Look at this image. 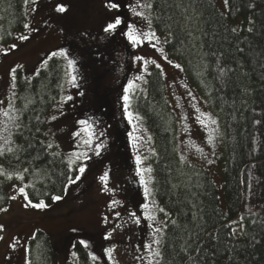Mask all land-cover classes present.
<instances>
[{"label":"trees","instance_id":"obj_1","mask_svg":"<svg viewBox=\"0 0 264 264\" xmlns=\"http://www.w3.org/2000/svg\"><path fill=\"white\" fill-rule=\"evenodd\" d=\"M155 4L150 15L157 34L169 41L164 42L166 55L181 65L185 81L206 100L218 120L225 202L221 208L215 183L206 170L181 160L165 82L153 66L146 91L135 96L132 108L142 117L155 150L149 158L154 170L153 197L171 214L166 217L169 226L162 237L160 264H264V0H228L224 13L213 0H155ZM27 8L24 0H0L2 43L13 42L15 35L24 32ZM249 27L254 29L252 33L247 31ZM66 69L59 57L47 60L38 69L40 76L26 77L18 69L16 105L22 122L33 132L38 126L41 133H47L48 115L65 88ZM25 97L35 103L25 108ZM37 115L43 123H37ZM31 135L24 132V136ZM37 136L49 142L48 136ZM13 139L16 144L26 143L19 135ZM30 158L24 157L25 161ZM0 161L9 171L32 167L27 162L19 166L10 163L11 155ZM38 168L42 171L26 175L28 184L35 185L27 192L33 200L45 199L50 204V196L65 194L67 176L75 173L68 171L62 154L47 156ZM0 197V206L6 205L7 193L2 186ZM173 219L180 228L171 225ZM233 228L237 229L235 236L230 235ZM79 241L73 243L77 262L67 264H98ZM28 258L31 264H55L48 234L35 231L28 241Z\"/></svg>","mask_w":264,"mask_h":264},{"label":"rangeland","instance_id":"obj_2","mask_svg":"<svg viewBox=\"0 0 264 264\" xmlns=\"http://www.w3.org/2000/svg\"><path fill=\"white\" fill-rule=\"evenodd\" d=\"M213 1L221 12L224 13L226 11L224 0ZM45 2L46 0H36L35 4L31 2L28 4L27 24L32 29H36V31H30L25 28L24 32L15 35L13 42L4 44L0 40V100L5 102L0 107H6L8 98L12 95L9 75L11 68L22 65V68H19V70L24 76L28 77L34 75L38 69L45 65L43 62L48 60L50 53L56 52L61 48L68 49L70 57H74L79 62V88H75L67 83L68 77L66 76L65 88L61 98L48 115L47 128V133H50L48 135V141L53 144V151L59 152L68 160L69 155L88 151L83 146L82 138L73 139V133L80 128V125L77 124L78 120L88 119L90 117L95 120L100 118L103 122H97V131H105L107 127L113 126L111 116H104V119H102L101 116L96 114L93 108L104 111L106 104L98 99V92L102 86L113 78L116 81L120 80L122 71L119 68L114 70V72L112 71L114 65L109 61V53L101 52L97 47L90 50H85V48L80 50L77 47L79 43L76 41L77 35H81L82 33H89L87 36L89 41L100 42L103 39L101 38L103 37L101 25L105 18L104 13H106V9L104 4L106 0H89V17L83 18L82 15H79V22L76 24L71 23V11H67L64 14L57 13L55 11V4L48 5ZM71 2L72 0H68V5L73 7ZM134 2L132 1V3ZM32 8H35L36 11H31ZM128 14L131 15L130 13ZM146 14H150V10ZM138 26L143 25L138 24ZM21 35H27L29 39L22 41L19 39ZM157 35L160 37L157 49H152L147 45L135 48L128 43L126 44V47L133 57V78H128L123 82L120 93H116L119 100H116L117 103L115 102L114 105H111L113 108H117L119 105V115L124 128L121 140L124 143L123 149L129 151L130 157L129 162L127 161V173L131 177L132 186L136 189L137 194L134 196V194L129 193L127 188H122L119 185V181L117 180V172L119 170L115 172L111 171L113 163L116 162V157L111 158L112 160L110 161L103 156V153L100 156H95L91 151L88 154L92 156V159L88 161L89 167L81 180L76 184H68L63 199L55 203H50V207L46 210L25 209L23 207L25 201L16 191V188L22 187L24 183L28 184V179L20 182L15 179L7 180L5 177L0 176V187L2 186L6 191L7 198L12 195L17 196L16 200L7 199L8 202L6 205L0 206V208L8 209L7 211H0V225L4 226V231L0 232V264H31L28 258V241L36 230H41L50 236L55 264H67L70 261L77 262V254L73 247L76 239H83L89 242L87 249L89 253L95 254L98 257L96 260L98 264H148L151 254L147 251H137L136 247L139 244L142 248L143 243L147 239L150 231L147 227L148 222L142 220L141 225L137 227L128 220V212L137 211V214H140L139 205L143 201V188L135 176V151L131 148L127 136V132L132 129L124 118L121 100L123 89L128 81L134 80L137 76H143L147 81L148 75L154 66L148 64L147 70L145 71L143 62L135 59L137 56L144 57L145 59H156L157 63H161L164 69L162 76L165 82L167 101L176 121V145L178 152L191 165L199 166L211 175L217 189L219 206L224 208L225 202L222 191L224 159L220 145L218 120L210 111L206 100L198 95L185 81L182 70L173 66L178 63L166 55L164 51L165 39L163 35ZM121 38L125 43L124 38ZM12 44L17 45L16 50L11 49ZM57 46H59L58 49H56ZM161 48L163 52L158 51ZM5 52H7V55L4 54ZM164 55L173 64L170 65L167 61H163L161 57ZM61 59L67 68V62L63 58ZM84 62L87 63V66ZM136 84L135 96H138L140 93H145L147 83L145 84L144 81H136ZM184 85H187V88ZM189 91L195 97L194 100L187 95ZM79 92H83L84 95L80 96L78 94ZM69 95L73 99L61 105L60 101ZM79 97L81 99L76 100ZM177 97L180 98V108L176 107ZM13 103L17 108L16 99ZM192 104L200 108L201 112L209 114L217 123L213 125L205 118L206 123H208V128L201 129L195 123L194 118L197 113L191 107ZM104 105L105 107L99 108ZM75 112L76 115L67 118V115ZM53 115L57 116L55 121L51 120V116ZM182 115L188 116V120H182ZM2 120L3 117L0 116V121ZM136 123L137 131L135 134L143 137L141 141L143 144L141 153L148 156L146 163L150 164V149H153L152 139L150 141L147 140L150 134L144 121L141 119L136 121ZM185 125L187 126L185 127ZM212 129L217 130L215 133L217 139L214 146L207 143V134ZM56 145H59V147L57 148ZM197 148H203V152L198 151ZM0 164H2L1 161ZM15 171L19 170H8L9 173ZM105 172L109 173L107 183L108 191H102L104 185L99 179ZM150 175L152 176V173ZM150 186L152 187V180L150 181ZM127 196H133L129 201L130 204L124 203V199ZM152 199L155 201L154 197ZM113 200L120 201V204L113 205L114 210L121 213L119 219L115 218L114 212L110 211L108 207L109 203ZM155 203L158 205L156 201ZM66 211H71L74 216V226L72 228L61 225L64 221V213ZM155 214L158 221L166 220L163 213L156 211ZM105 216L109 218L107 224L104 222ZM116 224H120L121 227L117 228L115 232H112L110 239H105V234L111 232L113 226ZM160 226L163 227V225ZM112 246H115V250L112 253V259L109 260L103 250ZM138 256H143L144 259H136ZM153 264H155V261H153Z\"/></svg>","mask_w":264,"mask_h":264},{"label":"snow or ice","instance_id":"obj_3","mask_svg":"<svg viewBox=\"0 0 264 264\" xmlns=\"http://www.w3.org/2000/svg\"><path fill=\"white\" fill-rule=\"evenodd\" d=\"M25 4H32L36 3V0H24ZM225 7H228V0H224ZM104 7L106 9V15L104 21L101 25V32L103 33V37H114L119 35L124 38V40L132 47L140 48L145 45L151 47L152 49H157V44L160 42V37L157 35V32L153 28V19L150 14H146L148 10H155L156 4L155 0H135V3H132L131 0H126L125 3H122V0H106ZM179 7V5H177ZM250 7H254V5H250ZM31 11H36L35 8H32ZM55 11L60 14H64L68 11L67 7L62 3H57L55 6ZM130 13L131 15H129ZM138 18V19H137ZM186 19H191L190 17H186ZM250 24H254V21L251 19L249 20ZM143 25V26H138ZM25 28L29 29L30 31H36V29H32L30 25L25 24ZM146 29V30H145ZM233 32L236 29H232ZM249 33H252L254 29L249 27L247 29ZM82 36H88L89 33H82ZM171 35V32L169 33ZM189 36H192V32H188ZM22 41H27L29 37L27 35H21L19 37ZM166 43L169 41L166 39ZM12 50L17 49L16 44L11 45ZM239 51L243 52V49H238ZM158 51L163 52V49H158ZM7 55V52L4 53ZM213 55H215L213 53ZM61 57L67 62V69L65 75L68 77L67 83L71 84L75 88H79V79H80V69H79V62L74 58L70 57L68 49L61 48L56 52H52L48 56V60H51L54 57ZM137 61H142L145 71L147 70V65L152 64L155 68L159 69L161 75L164 74V69L161 66V63H157L156 59H145L144 57L137 56L135 57ZM161 59L163 61H167L168 64H173V62L168 59L166 55L162 56ZM47 64V60L43 62ZM176 68H181L180 64L173 65ZM219 67V65H218ZM22 68V65H17L16 67L11 68L10 70V79L11 84L10 87L12 89V95L8 98V103L6 107H0V116L3 117V120L0 121V158H5L11 155L12 163L13 161L19 166V164H23L27 162L32 167H24L19 171H15L9 173L8 170L4 167L3 164H0V176L5 177L7 180H18L20 182H24L26 180V175L30 171H42L38 168V163H43L44 159L47 156L51 155L53 158L60 157V153L56 151H52L51 153L48 152L49 149L53 148V144L51 142L45 143V140L39 139L37 134H41L44 136H48L50 133H41L40 127H35L33 132V128L29 127L28 125L24 124L21 120V110L15 107L13 101L17 99L16 94V87H17V80H18V69ZM221 74H223V69H220ZM34 75L40 76L39 70H37ZM27 79V78H26ZM136 81H144L146 84L147 81L144 79L143 76H137L134 80H129L127 85L123 89V95L121 97L122 100V108H123V115L124 118L127 120L129 126H131V131L127 132V136L129 139V143L131 148L135 151V176L138 178L139 184L143 188V201L139 205L140 214H137V211H130L128 212V220L135 224L137 227L141 225L142 220L148 222L147 227L150 229L147 239L143 243V247L141 245H137V251H147L151 254L148 264H160V260L162 259L163 253L160 250L162 246V237L166 234V229L169 226L168 220L158 221L157 216L155 214L156 211L163 213L165 217H170V213L166 212L164 208L159 207L155 201L152 199L154 195L153 188L150 186V181L152 180V176L150 175L153 173V168L151 164L146 163L148 160V156L143 155L141 153V148L143 144L141 143L143 137L137 136L135 133L137 131V123L142 119L139 116L138 112H134L132 110L133 101L135 99V92L137 89ZM187 88V85H184ZM143 91V89H141ZM80 96H83V92L78 93ZM187 95L191 99H195L192 95L191 91L187 93ZM24 99L27 100L25 104V108L28 107L29 104L35 103L32 99L25 97ZM73 97L71 95L63 98L60 101V104L72 100ZM179 97H177V104L176 107L180 108L181 105L179 103ZM5 102L0 100V105H3ZM191 107L197 113L195 116V123L200 126L201 129H207L208 123H206V119L213 125L217 123L216 120L212 119L211 116L207 113L201 112L200 108L196 107L195 104H192ZM206 118V119H205ZM37 123H43L40 120V116L37 115L35 117ZM57 116H51V120L55 121ZM181 119L184 121L188 120V116L182 115ZM259 123V121H257ZM77 124L80 125V128L73 133V139L82 138L83 146L88 151L79 152L73 155H69L67 160V167L68 171L74 172V176H67L68 184H76L81 178L84 176L85 172L87 171L89 165L88 161L92 159V156L88 154L91 151L95 156H100L101 152L107 147L106 141L101 139L105 136L104 131H97L96 124L97 121L94 118L82 119L78 120ZM187 125H185L186 127ZM27 131L31 133V136H24V132ZM217 132L216 129H212V131L208 132L207 134V143L209 145L215 144L217 139ZM19 135L24 137L26 141L25 144H16L15 140L13 139L14 136ZM152 138L149 136L147 138L150 141ZM195 147V145L193 144ZM58 148L59 145H56ZM198 151L203 152V148H197ZM153 155H155V150L150 149ZM35 153L33 156L32 153ZM24 157H31L25 161ZM44 158V159H42ZM185 158L182 156L181 160ZM48 164H52L53 160H47ZM75 165V167H73ZM147 174V177H146ZM100 181L104 185L102 191H108L107 183L109 180V173L105 172L103 175L100 176ZM15 187V186H13ZM32 187L35 188L34 184H27L24 183L22 187L16 188V191L25 201L23 207L25 209L31 208L34 210H46L50 207V204L46 202L45 199H36L30 197L29 193L26 191L27 188ZM67 187V185H66ZM250 187V186H249ZM38 197L40 195L39 191L35 193ZM44 195H47L46 193ZM10 200H16L17 196L12 195L8 197ZM63 199L61 195H52L50 196V200L52 203L58 202ZM120 204V201L113 200L109 203L108 207L110 211L114 212L115 218L119 219L121 213L119 211H115L113 205ZM195 207V205H193ZM6 208H0V211H7ZM195 218V214H194ZM244 217L241 216L240 220L243 221ZM109 218L107 216L104 217L105 224L108 223ZM171 225L174 228H180L177 220H171ZM236 224V221L232 222ZM160 225H163L161 227ZM120 224H116L113 226L112 231L105 234V239H110L112 232H115L117 228H120ZM4 231V226L0 225V232ZM75 231V229H73ZM240 233L243 234V228L239 229ZM237 233V229L233 228L230 231V235L235 236ZM254 239V238H253ZM258 243V241L256 242ZM79 244L87 249L89 247V242L87 240H80ZM76 245L74 244L73 247ZM115 250V246L109 247L104 249V254L107 255L108 259H112V253ZM75 255V253H73ZM93 261H96L98 257L95 254H89ZM138 260H143V256L136 257Z\"/></svg>","mask_w":264,"mask_h":264},{"label":"flooded vegetation","instance_id":"obj_4","mask_svg":"<svg viewBox=\"0 0 264 264\" xmlns=\"http://www.w3.org/2000/svg\"><path fill=\"white\" fill-rule=\"evenodd\" d=\"M134 2V0H131V2ZM126 0H122V3H125ZM48 5L51 4H57V3H62L64 4L68 12H72L71 16V23L76 24L79 22V15H82L83 18H86L87 16L89 17V0H72L73 7H70L68 5V0H46L45 2ZM135 3V2H134ZM107 13H104V16ZM77 47L80 50H90V49H95V47L98 48L99 51L101 52H106L109 53L110 59L109 61L113 63L112 71L116 69H121V79L116 81L114 78L107 82L104 86L100 88V91L98 92L99 96L98 99L106 104V108L104 111L98 110L97 108H93V110L96 111V114L102 117L105 116H111L112 121H113V126L112 127H107V130H105V136L101 139H104L106 141L107 147L101 152L103 153V156L108 159L112 160L111 158L116 157L117 159L115 160L116 162L113 163L112 165V170L111 171H118L117 172V180L119 181V185H121L122 188H127L130 194H134V196L137 194L136 189L132 186V180L131 177L128 176L127 173V163L130 160V157L126 159L127 154H129V151L126 149H123L124 143L121 140V136L124 133V128L121 123V118L119 115V108H113L111 105H114L116 100H119V97L117 96L118 93H120V89L122 87V84L124 81H126L128 78L132 79L133 77V71H132V64H133V57L131 56V53L129 49L126 47L127 42L123 41V39L119 36L116 35L114 37H105L103 38L100 42L98 41H89L87 36H82V35H77ZM62 42V41H60ZM82 45H81V44ZM61 44V43H60ZM59 46H57L56 49H58ZM90 54V53H89ZM94 54V53H93ZM97 54V53H96ZM95 55V54H94ZM58 57V56H57ZM86 65L87 63L84 62ZM87 66V65H86ZM153 68V67H152ZM114 81V82H112ZM116 81V82H115ZM81 83V81H80ZM117 93V94H116ZM80 100L81 98H77L76 100ZM75 100V102H76ZM117 103V102H116ZM76 104V103H75ZM99 107V106H97ZM105 107L100 106L99 108ZM74 115H76V112L73 114L67 115V118H71ZM98 123H100L102 120L97 119L96 120ZM103 122V121H102ZM125 152V153H122ZM128 161V162H127ZM111 164V163H110ZM109 164V166H110ZM133 198V196H127L126 199H124L125 204H130L129 201ZM64 221L61 223L63 227H68L72 228L74 226V216L71 213V211H66L64 213Z\"/></svg>","mask_w":264,"mask_h":264}]
</instances>
